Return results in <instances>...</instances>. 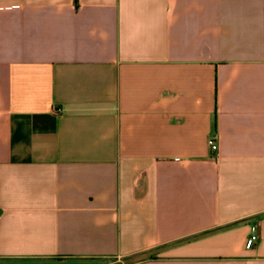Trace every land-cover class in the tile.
I'll use <instances>...</instances> for the list:
<instances>
[{"label":"crops","instance_id":"crops-1","mask_svg":"<svg viewBox=\"0 0 264 264\" xmlns=\"http://www.w3.org/2000/svg\"><path fill=\"white\" fill-rule=\"evenodd\" d=\"M0 264H264V0H0Z\"/></svg>","mask_w":264,"mask_h":264},{"label":"built area","instance_id":"built-area-1","mask_svg":"<svg viewBox=\"0 0 264 264\" xmlns=\"http://www.w3.org/2000/svg\"><path fill=\"white\" fill-rule=\"evenodd\" d=\"M208 144L212 150L217 149V141L215 139V136H210L208 138ZM259 233L258 232H252L245 240V246L251 247L258 239Z\"/></svg>","mask_w":264,"mask_h":264}]
</instances>
